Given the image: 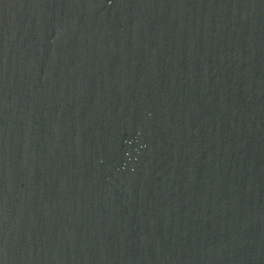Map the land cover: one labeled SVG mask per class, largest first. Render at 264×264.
<instances>
[{
    "label": "water",
    "instance_id": "1",
    "mask_svg": "<svg viewBox=\"0 0 264 264\" xmlns=\"http://www.w3.org/2000/svg\"><path fill=\"white\" fill-rule=\"evenodd\" d=\"M0 264H264V0H0Z\"/></svg>",
    "mask_w": 264,
    "mask_h": 264
}]
</instances>
